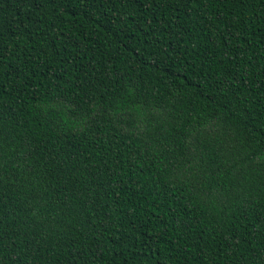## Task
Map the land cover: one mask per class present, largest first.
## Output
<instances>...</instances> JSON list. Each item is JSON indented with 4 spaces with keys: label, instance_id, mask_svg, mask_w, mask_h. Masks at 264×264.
<instances>
[{
    "label": "trees",
    "instance_id": "trees-1",
    "mask_svg": "<svg viewBox=\"0 0 264 264\" xmlns=\"http://www.w3.org/2000/svg\"><path fill=\"white\" fill-rule=\"evenodd\" d=\"M0 264H264V0H0Z\"/></svg>",
    "mask_w": 264,
    "mask_h": 264
}]
</instances>
